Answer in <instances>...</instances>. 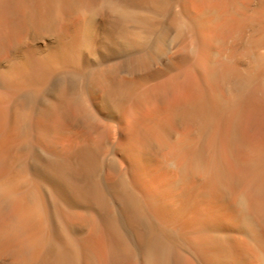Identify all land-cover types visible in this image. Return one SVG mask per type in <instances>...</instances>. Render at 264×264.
Wrapping results in <instances>:
<instances>
[{
    "label": "bare ground",
    "instance_id": "obj_1",
    "mask_svg": "<svg viewBox=\"0 0 264 264\" xmlns=\"http://www.w3.org/2000/svg\"><path fill=\"white\" fill-rule=\"evenodd\" d=\"M0 264H264V0H0Z\"/></svg>",
    "mask_w": 264,
    "mask_h": 264
}]
</instances>
